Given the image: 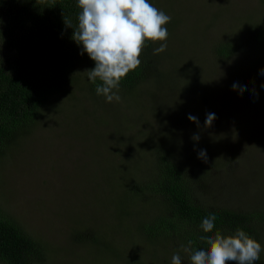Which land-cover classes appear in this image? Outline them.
I'll use <instances>...</instances> for the list:
<instances>
[{"label":"rangeland","instance_id":"1","mask_svg":"<svg viewBox=\"0 0 264 264\" xmlns=\"http://www.w3.org/2000/svg\"><path fill=\"white\" fill-rule=\"evenodd\" d=\"M149 2L171 20L165 25L167 49L154 54L160 42L150 41L149 71L135 89L138 104L120 95L119 102L94 98L77 79L79 92L51 99L56 110L50 108L52 113L30 127L31 137L8 150L0 165V202L44 244L49 264H123L129 254L146 264H171L179 254L182 264H189L184 248L154 247L114 225L118 216L109 209L121 214L129 208L136 214L151 201L139 207L127 198L105 199L107 190L111 197L122 184L120 190L128 193L133 181L151 177L156 144H167L182 166L204 175V182L194 187L198 204L264 215V93L257 95L264 85V42L250 40L253 45L226 59L218 60L210 51L217 41L249 32L252 23L253 29L261 28L264 0ZM22 34L9 47L0 46L4 60L18 54ZM176 68L182 74L178 80ZM154 72L158 76L153 79ZM210 113L215 118L206 125ZM201 150L206 159L199 157ZM134 186L140 193L147 188L146 182ZM260 226L264 239V218ZM96 232L104 252L111 249V258L109 252L99 255L90 242Z\"/></svg>","mask_w":264,"mask_h":264},{"label":"trees","instance_id":"2","mask_svg":"<svg viewBox=\"0 0 264 264\" xmlns=\"http://www.w3.org/2000/svg\"><path fill=\"white\" fill-rule=\"evenodd\" d=\"M80 11L77 0H0V46L4 49L9 47L12 38L23 33L19 44L21 48L11 59L4 60L0 48V165L8 150H14L20 141L31 137L30 127L37 125L46 113H52L50 108L56 110L51 99L55 97L57 100L63 96L73 98L72 93L79 92L75 86L77 79H82L83 88L92 97H104L95 91L100 81L93 83L88 78V71L95 67V62L87 53L81 55L82 45L72 39L74 29L78 27ZM64 18L71 22L74 29L66 26ZM252 24L247 26L250 27L249 32L247 30L213 44L210 50L213 56L218 60L230 58L237 49L239 51L253 45L250 40H257V45L263 43L264 39L259 38L264 37V25L253 29ZM249 33L250 36L254 35L253 38L249 37ZM149 46L150 41H147L140 56L141 64L121 80L117 93L135 104H138L135 89L149 71V65H146ZM177 69L173 72L176 80L182 75ZM75 70L83 72L75 75ZM157 76L154 72L152 78ZM263 93L264 85L259 88L257 95ZM151 149L157 152V158H153L156 161L151 177L133 181L131 187H127L128 193L120 190L121 184L111 197L108 196V190L105 196L109 203L127 198L132 205L139 203V207H145L147 201H151V205L136 214L130 213L129 208L128 211L122 209L121 214H115L109 209L111 214L118 216L117 219L113 217L116 220L114 225L121 226L129 235H135L132 237L144 239V242L154 247L170 244L173 248H189L191 251L186 252L189 264L192 253L208 248V244L201 241L200 237L214 235L216 232L232 235L238 228H242L263 247L260 226L263 225L262 213L224 206L209 208L198 204L194 197V187L198 182H204V175L195 170L197 168L186 169L182 166L171 155L165 143L156 144ZM136 182H146V190L138 192L139 189L134 186ZM210 213L216 215L215 226L212 232L206 233L201 224ZM97 236H100L99 232L91 236L90 242L99 255L105 256L109 252L111 258V249L104 252L98 243L101 237ZM189 241L192 243L189 244ZM261 254L262 251L255 264H261ZM122 261L123 264H146L134 254L122 258ZM0 263L49 264L44 244L29 234L1 202Z\"/></svg>","mask_w":264,"mask_h":264},{"label":"clouds","instance_id":"3","mask_svg":"<svg viewBox=\"0 0 264 264\" xmlns=\"http://www.w3.org/2000/svg\"><path fill=\"white\" fill-rule=\"evenodd\" d=\"M78 27L74 29L70 21L64 18L67 27L74 29L72 39L82 45L81 55L87 53L95 62V67L89 69L88 78L96 83V94L103 95L106 102H119L117 94L120 82L126 75L139 67L145 43L160 42L154 54L167 49L168 29L165 27L171 17L156 8L149 0H77ZM264 74V69H261ZM236 85H233L235 90ZM114 89L116 91H114ZM189 120L198 123L196 117L189 115ZM215 114H207L205 124L211 125ZM194 140L199 137L194 135ZM199 157L206 159L205 150ZM216 215L210 213L203 219L201 227L204 232H212ZM201 241L208 248H201L190 255L191 264H255L260 259L262 245L238 228L232 235L201 236ZM192 242L189 241V244ZM190 252L189 248L183 249ZM171 264H182L181 256L174 254Z\"/></svg>","mask_w":264,"mask_h":264}]
</instances>
